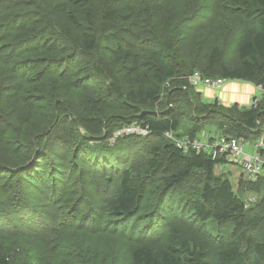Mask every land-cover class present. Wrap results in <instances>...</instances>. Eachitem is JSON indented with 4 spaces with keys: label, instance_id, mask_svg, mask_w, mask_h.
I'll return each instance as SVG.
<instances>
[{
    "label": "trees",
    "instance_id": "trees-1",
    "mask_svg": "<svg viewBox=\"0 0 264 264\" xmlns=\"http://www.w3.org/2000/svg\"><path fill=\"white\" fill-rule=\"evenodd\" d=\"M41 1L0 0V235L45 227V245L56 251L65 231L93 232L85 207L79 208V185L87 190L90 181L102 190L96 207L103 215L118 222L138 212L148 217L149 229L130 250L131 264H208L210 246L178 216L232 226L236 234L215 249L218 264H264V229L257 231L264 224V177L240 178L235 191L228 174H216L218 159L185 152L164 135L193 138L211 125L245 141L264 136V96L256 106L225 107L200 102L189 81L198 71L264 86V0H227L225 7L223 0H192L186 11L170 0H107L100 15L96 0H58L44 9ZM207 3L211 9L202 16ZM211 27L214 34L196 36ZM226 29L235 40L234 65L221 62L218 42L200 53ZM199 55L203 60L196 61ZM165 82L171 108L156 111ZM134 123L149 133L117 135ZM183 126L189 130L180 132ZM134 151L144 157L142 172L129 161ZM163 169L169 174L155 186L152 210L142 215L144 185ZM194 174L202 176L201 188L184 191L182 203L180 196L175 203L176 189ZM247 192L260 194L254 205H246ZM16 218L24 226L18 232L11 228ZM77 261L67 264H89ZM30 263L36 261L16 263L0 246V264Z\"/></svg>",
    "mask_w": 264,
    "mask_h": 264
},
{
    "label": "rangeland",
    "instance_id": "rangeland-1",
    "mask_svg": "<svg viewBox=\"0 0 264 264\" xmlns=\"http://www.w3.org/2000/svg\"><path fill=\"white\" fill-rule=\"evenodd\" d=\"M47 1L48 0L41 1L40 4L41 6H43V9L46 7L45 4L49 5L50 2L54 3L58 0H49L48 2ZM97 1L98 0H96V2L94 1V13L100 15L102 11L101 9L102 7H104V5H106L107 0H99V3ZM225 1L227 0H223V7H225L224 6ZM179 2L180 4H178ZM188 3L191 5L193 1L170 0V4H172L173 7L176 8L183 7L184 11L190 8ZM209 4L210 3H207V7L205 8V10L204 11L202 10L203 11L201 12L202 16L209 14L206 13L208 11V7H209V11L211 9V6ZM38 18L40 17H37V19ZM209 30L211 34H214L217 31L213 27L206 28L202 31L200 30L198 34H196V36H198L199 33H207ZM177 33L178 32H176V34ZM214 42L215 43L218 42L220 44V48L222 52L220 60L221 62H223V64L234 65L237 63L238 57L236 52L235 40L234 37L231 38V35L228 34L227 29L226 31L223 30V37L217 35L215 39H213L212 37H210V39H207L202 44L200 53L203 54V52L208 51V49L210 48L209 44H212ZM196 46L198 47V43H196L194 47L197 48ZM147 56L150 58L149 55ZM177 57H178L177 54H171L169 59L177 60ZM161 60H164V62L167 61L166 59H161ZM161 60L155 57H151V62L161 63ZM195 60L196 61L203 60L202 55H199V57L195 58ZM148 64L152 66V64L147 63V67ZM144 71L146 74L150 76L151 74L150 70L143 68V72ZM229 81L230 80H226L225 84H227ZM237 81L233 80V82H237ZM240 82L250 83L252 84V86H255L256 88L255 94L251 96V98L249 99L248 103H246V105L250 106L254 98H257L260 101L261 98L264 96V90L261 91V88L264 89V86L262 84L256 85L252 82H246V81H240ZM168 86H169V82H165L161 93V98L159 99V101L156 103L155 106L156 111L159 110L163 104L171 108V103L168 101L170 97L169 98L167 97V91L169 90V88H167ZM199 86L202 85L192 84L190 88V92L192 93V95H198L200 102L201 101L207 103L214 102L220 106H225V107L231 106V105H225V103L224 102L222 103L220 99L217 97L210 98L209 100H203L202 92L197 89V87ZM136 125L137 124L134 123L130 126H136ZM123 130L124 129L118 131L117 135H120L119 133H125ZM188 130H189L188 127L183 126L180 132L183 133V132H187ZM213 130L214 128L211 125H209L203 128L198 135L203 137L204 135H209L210 132H212ZM134 135L142 136L143 133L135 132ZM102 136L104 137L105 134L103 133ZM109 141L113 142L114 139L111 138ZM138 149L139 147H136L137 151ZM245 150L250 151V148L247 147L246 145ZM142 158L144 157L142 155H138L137 152L135 151L132 153L130 157L129 160L130 163L134 161L135 173H138L139 171L142 172L144 170L143 168L144 164L142 163ZM169 171L170 170L168 169L161 170L159 172L160 178L154 180V183L152 185L145 183L143 195L139 205L140 207L139 210H141L140 213L142 215L152 210V204L155 196V186L160 183L161 179L163 178L162 177L163 175L167 176L169 174ZM215 172L216 174H222V173L228 174L235 191L237 187L236 180L238 179L239 181L241 179L244 180L242 178V175H240V172L236 168H231L229 170L227 168L226 169L221 168L220 170L216 169ZM194 175L195 177L189 179L188 181H186L176 189L175 192H178L179 195L177 193L175 194L176 195L175 203H177V199L179 198V196H180V201L182 203L181 198L186 196L185 192L191 193L194 191H198L201 188L202 180H200V178L202 176L198 174H194ZM86 178L89 179L88 174L86 175ZM72 185H74V183L73 181H70L68 183V186L72 187ZM88 186L89 189L86 190V188H83L79 185V189H80L79 194L81 195V200L83 202L82 205H79V208L83 206L85 207L84 210L87 211L88 222L90 223L88 225L94 229L93 232L85 231L84 229H80V230L70 229L68 231H65L64 234L60 236V240L57 242V244H60L59 249L56 251H49L47 249V246L45 245L46 241L44 240V238L47 239L46 237L47 234L45 235L40 234V232H42L43 230L45 231L46 228L44 227V229H42L41 227L38 226L29 227L27 228V231L25 230L19 231L22 233H16L10 236L0 235L1 248L2 249L7 248V250L10 252V255L12 256V260H14L16 263L25 261L27 258H33L36 261V264H38L39 261L41 260H44L45 264H67L68 263L67 261L73 262L77 260H78L77 262H82L83 260H86L89 264H92L93 262H95V264H101L100 261H102V264H131L130 250L133 248V246H135L136 237L140 236V238H143L144 236H141V234H143L149 229L150 224L144 225L145 222L148 221V217L143 216L140 219V217L138 216L139 214L138 212L135 216L131 217L127 221L121 220L120 222H118L115 221V219H112V217L109 216L108 214L107 216L103 215V213L101 212V210L103 209H99L96 207V204H98L101 201L100 199L102 198V193H101L102 190L101 191L95 190L94 189L95 185H93V183L91 185L90 181L88 183ZM65 195L66 193H63V195H61V200L64 199ZM252 195L255 196V200L249 202V197ZM259 196L260 194L256 195L255 192L254 193L247 192L243 195L246 202H248L247 205L250 206L253 203H256V201L260 198ZM55 213L56 212L53 211L52 215L54 216ZM175 216H177L176 211H174V213L171 214V216H169V219L174 220ZM47 217L50 220L49 223H51L52 222L51 216H46V218ZM176 218H179L180 220L181 219L185 220L187 225L193 226L194 229H199V232L202 234L201 240L205 241L210 246V249L208 251V264H218V262L216 261V257L214 255L215 249L220 245V243H224V241L226 242L228 238L233 237L236 234V231L232 228V226L228 223L223 225H218L212 220H209L204 223H199V221H194V218L192 219L191 216H183V217L178 216ZM12 220L15 222L14 226L11 227L13 228V231L14 230L17 231L18 228L24 227L22 222L19 221L17 218ZM116 222H118V224L114 226ZM121 224H125V225H121ZM262 229H264V224H262V227L257 229V231Z\"/></svg>",
    "mask_w": 264,
    "mask_h": 264
},
{
    "label": "built area",
    "instance_id": "built-area-1",
    "mask_svg": "<svg viewBox=\"0 0 264 264\" xmlns=\"http://www.w3.org/2000/svg\"><path fill=\"white\" fill-rule=\"evenodd\" d=\"M190 81L197 85L209 87L214 90H220L225 84V79L205 77L198 71L190 75ZM264 89L261 88V91ZM259 100L254 98L250 105L256 106ZM125 133L141 132L149 133L147 127L139 125L129 126L123 130ZM166 137L172 140L177 147L185 152L193 150L198 153H207L213 160H217L215 170L227 167L236 168L242 175V178L248 182H256L264 177V136L254 141H245L242 137L219 135H204L190 137L176 136L173 131L164 133ZM250 146L251 151H246L245 146ZM222 159V161L220 160ZM255 200V196L249 197V202ZM248 202H246V205Z\"/></svg>",
    "mask_w": 264,
    "mask_h": 264
},
{
    "label": "crops",
    "instance_id": "crops-1",
    "mask_svg": "<svg viewBox=\"0 0 264 264\" xmlns=\"http://www.w3.org/2000/svg\"><path fill=\"white\" fill-rule=\"evenodd\" d=\"M237 81V80H235ZM198 90H200L203 94V100H209L210 98H219L220 101L225 103V105H233L238 104V106H248L246 103H248L249 99L252 95L255 94V86H252L250 83L245 82H233V80H230L227 84H224L222 89L220 90H214L206 86H199L197 87ZM245 104V105H244ZM212 135H219L220 132H218L215 128L212 132H210ZM250 148V146H247ZM251 151V149H250ZM227 169H231V167H227Z\"/></svg>",
    "mask_w": 264,
    "mask_h": 264
},
{
    "label": "water",
    "instance_id": "water-1",
    "mask_svg": "<svg viewBox=\"0 0 264 264\" xmlns=\"http://www.w3.org/2000/svg\"><path fill=\"white\" fill-rule=\"evenodd\" d=\"M192 84H193V85H196V83H195V82H193Z\"/></svg>",
    "mask_w": 264,
    "mask_h": 264
},
{
    "label": "bare ground",
    "instance_id": "bare-ground-1",
    "mask_svg": "<svg viewBox=\"0 0 264 264\" xmlns=\"http://www.w3.org/2000/svg\"><path fill=\"white\" fill-rule=\"evenodd\" d=\"M219 78V77H218Z\"/></svg>",
    "mask_w": 264,
    "mask_h": 264
}]
</instances>
